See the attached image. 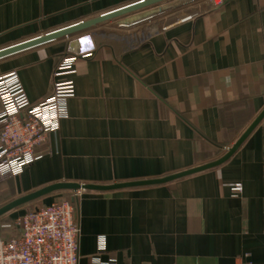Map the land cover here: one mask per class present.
Returning <instances> with one entry per match:
<instances>
[{"label":"crops","instance_id":"1","mask_svg":"<svg viewBox=\"0 0 264 264\" xmlns=\"http://www.w3.org/2000/svg\"><path fill=\"white\" fill-rule=\"evenodd\" d=\"M137 1L0 0V50ZM133 15L79 32L89 35L78 51L89 39L94 45L75 63L67 114L34 147L35 161L17 175L0 174V204L58 181L152 179L213 161L263 110L264 0H223L126 35L111 28L130 27L124 22ZM78 35L0 58V75L16 70L30 101L42 100ZM237 183L241 190L233 191ZM63 192L58 199L73 203L80 227L79 264L100 243V257L115 264H264V117L217 167L164 184L58 191L34 202L49 204Z\"/></svg>","mask_w":264,"mask_h":264},{"label":"built area","instance_id":"2","mask_svg":"<svg viewBox=\"0 0 264 264\" xmlns=\"http://www.w3.org/2000/svg\"><path fill=\"white\" fill-rule=\"evenodd\" d=\"M220 2L213 1L214 6ZM90 49L89 43L62 57L53 70L51 92L36 103L28 98L15 70L0 75V174L17 175L39 157L34 147L55 132L67 114V100L74 95L75 62ZM232 190L240 191L241 185ZM74 211L72 202L59 199L26 211L13 223H1L0 230L15 228L16 233L0 234V264H79L80 227ZM99 245L87 264H115L114 259L100 257Z\"/></svg>","mask_w":264,"mask_h":264},{"label":"water","instance_id":"3","mask_svg":"<svg viewBox=\"0 0 264 264\" xmlns=\"http://www.w3.org/2000/svg\"><path fill=\"white\" fill-rule=\"evenodd\" d=\"M167 0H141L125 7L116 9L114 11H110L104 13L102 15L75 23L73 25H69L55 31L34 37L32 39L23 41L21 43L12 45L10 47L4 48L0 50V58L8 56L10 54L16 53L21 50H25L27 48L40 45L42 43L52 41L58 38L73 36L78 34L81 31L89 29L96 24L102 23L104 21H108L110 19L122 17L124 15L132 14L133 17H129L125 20L124 23H130L135 19L141 18L143 15H139L142 10L152 7L154 5L160 4ZM137 14V15H136ZM81 43L78 39L74 38L69 41V49L73 52H78V48L80 47ZM264 117V108L258 114V116L252 121V123L247 127V129L240 135V137L233 143V145L228 148L227 152L222 155L221 157L201 164L197 165L185 170L177 171L174 173H170L168 175H164L158 178L152 179H144V180H135V181H126V182H118V183H110V184H97V183H79L75 181H58L39 189H36L32 192L27 194L21 195L16 197L7 203L0 206V216L6 214L7 212L20 207L22 205L34 202L46 195H49L54 192L58 191H79V190H90V191H110L122 188H129V187H138V186H149V185H157V184H164L168 183L195 173H199L214 167L221 165L224 161H226L229 157H231L234 152L239 148L241 143L245 140V138L251 133V131L256 127V125L263 119Z\"/></svg>","mask_w":264,"mask_h":264},{"label":"rangeland","instance_id":"4","mask_svg":"<svg viewBox=\"0 0 264 264\" xmlns=\"http://www.w3.org/2000/svg\"><path fill=\"white\" fill-rule=\"evenodd\" d=\"M213 1H219V0H213ZM213 1L212 0H169V1H164V2H161L160 4L155 5L154 8L152 7L151 8L152 10H150V12L148 11V12L144 13L141 18L135 19L134 21L130 22L131 24L132 23H134V24L130 25V27H128V28H124V27L117 25V22L112 23L110 26H111V28L119 31L120 35H124V34L126 35L129 31H133V32L138 31L140 28H143L145 26H151L152 27L154 25L155 26H159V25H163V24L169 25V24L177 21L178 19H180L181 16H184L186 14L191 15L193 13L199 12L200 10H205V9L210 8V7H213L214 6ZM222 1L223 0H221V2ZM121 23H123V22H120L118 24H121ZM78 34H76V35H78ZM88 35L89 34L78 35L77 39L79 41H83L86 39V36H88ZM89 42L91 44V49H90V53L87 56H89L92 53V48L94 45V43L91 41V39H89ZM72 52L73 51H71L68 48L67 52H65L62 56H60L59 59L57 60V62L62 57H64L65 55H68L69 53H72ZM87 56H84V57H87ZM68 194H69V192H63V194H61L63 196H58V197L55 196V197H57V199L58 198H64V196L65 195L67 196ZM3 204H5V203H3ZM3 204H0V206H2ZM44 204H45V202L43 200H40L38 202H34L32 204H26V205L22 206L21 208L14 210L13 212H8V213L0 216V223L10 221V219L14 216V214H16L20 211L26 212V211L33 209L34 207L42 206ZM3 235L4 234L1 233V236H3Z\"/></svg>","mask_w":264,"mask_h":264}]
</instances>
